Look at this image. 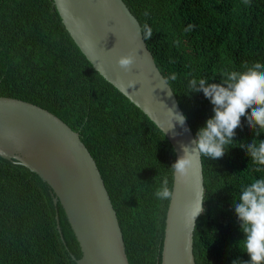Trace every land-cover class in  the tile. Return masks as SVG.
Instances as JSON below:
<instances>
[{"label": "trees", "instance_id": "obj_1", "mask_svg": "<svg viewBox=\"0 0 264 264\" xmlns=\"http://www.w3.org/2000/svg\"><path fill=\"white\" fill-rule=\"evenodd\" d=\"M172 86L195 135L211 118L203 92L189 81L219 83L223 74L264 65V0H125ZM148 15L145 16L144 13ZM193 30L185 31L188 25ZM176 79L171 80V74ZM0 96L36 103L74 130L96 159L123 230L131 264H157L170 200L155 192L166 177L173 188L174 147L137 105L103 77L64 24L54 0H0ZM219 159L203 157L204 212L197 221V264L248 261L233 201L264 166L240 144L254 138L245 118ZM57 210L65 242L57 226ZM80 243L50 185L28 167L0 156V264H76Z\"/></svg>", "mask_w": 264, "mask_h": 264}, {"label": "water", "instance_id": "obj_2", "mask_svg": "<svg viewBox=\"0 0 264 264\" xmlns=\"http://www.w3.org/2000/svg\"><path fill=\"white\" fill-rule=\"evenodd\" d=\"M64 24L95 69L137 105L165 133L176 158L195 133L185 132L173 112L185 115L146 41L134 38L142 28L125 0H54ZM135 52L130 73L119 68L120 56ZM137 81L128 87V80ZM186 116V115H185ZM171 128V129H170ZM0 156L37 173L53 190L80 243L76 264H131L123 230L96 159L74 130L54 112L16 97L0 96ZM174 199L167 210L162 259L157 264H197L195 226H186V211L195 195L204 199L202 156L193 158L187 177L174 171ZM204 208V203H203ZM57 226L66 244L57 210ZM67 246V244H66ZM68 248V246H67ZM69 249V248H68Z\"/></svg>", "mask_w": 264, "mask_h": 264}, {"label": "clouds", "instance_id": "obj_3", "mask_svg": "<svg viewBox=\"0 0 264 264\" xmlns=\"http://www.w3.org/2000/svg\"><path fill=\"white\" fill-rule=\"evenodd\" d=\"M247 2V0H246ZM148 15L147 12L144 13ZM195 25H188L185 31H191ZM153 30L145 23L138 28L134 38L150 40ZM137 56L130 51L117 60L120 69L130 73L136 64ZM176 79L173 73L169 77ZM137 81L128 80V87H135ZM189 93L203 92L204 96L213 105L214 115L206 120L205 126L198 129L195 138L189 145H181L182 155L172 164L171 168L180 177H187L193 166V158L201 156L210 159L222 158L227 147L234 142L236 129L241 126V119L247 120V125L259 137L264 133V65L255 63L243 71H231L223 74L219 83L209 82L206 78L191 79L188 84ZM173 121L178 122L185 132L190 131L186 125L187 117L170 109ZM170 128V129H171ZM253 163L264 166V140L254 138L250 143L240 144ZM174 190L169 187L165 177L155 192L158 200L174 199ZM202 199L195 195L186 211V226H195L196 218L205 210ZM235 214L238 218L240 230L244 239L242 251L249 256L248 261L235 260L232 264H264V177L255 179L245 186L239 194L238 200L233 201Z\"/></svg>", "mask_w": 264, "mask_h": 264}]
</instances>
